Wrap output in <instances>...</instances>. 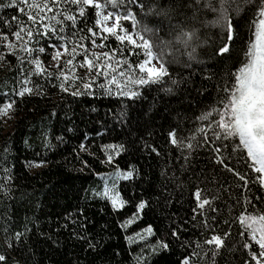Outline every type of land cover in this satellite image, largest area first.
<instances>
[{"label": "snow or ice", "instance_id": "snow-or-ice-1", "mask_svg": "<svg viewBox=\"0 0 264 264\" xmlns=\"http://www.w3.org/2000/svg\"><path fill=\"white\" fill-rule=\"evenodd\" d=\"M12 9L15 13L6 15ZM0 25V64H10L8 56L15 58L20 85L11 95L4 93L9 99L0 103V120L12 118L16 104L12 97L46 95L33 77L73 97L95 96L98 88L104 96L136 102L160 92L163 95L152 97L147 110L140 112L143 124L137 125L143 130L162 111L179 117L198 108L191 130L180 131L179 122L169 126L165 143L178 157L147 140L142 145L156 157L163 155L173 176L199 168L203 177L197 178L191 193L195 206L190 219L200 217L192 225L199 237L182 240L187 229L180 224L171 229L181 247L191 248L180 264H231L238 253L244 254L243 264H264V0H0ZM46 51L47 64L41 59ZM209 94L212 103L204 104ZM122 116L126 119L124 112ZM102 149L106 156L102 162L108 164L127 151L125 144L116 143ZM85 150L81 144L80 151ZM43 164L29 162L35 168ZM225 172L235 188L232 181L218 179L217 173ZM136 176L135 165L115 174L116 179L129 181ZM3 179L6 184L12 181L10 175ZM209 184L217 187L213 190ZM0 190L5 197L10 195L6 185ZM101 196L114 210L127 203L115 183ZM157 199L163 207L172 203L170 195ZM235 205H242V210L233 216ZM148 206L141 199L137 212L121 227L134 223ZM224 208L228 214L221 219ZM221 224L227 226L222 232L217 231ZM233 227L235 242L229 241ZM145 234L155 235L151 225L129 242L136 238L147 242ZM23 236L17 231L14 240L21 242ZM6 246L15 247L12 242ZM88 246L95 248L91 241ZM169 248V241L158 239L148 251L155 256ZM8 260L0 254V264ZM137 264L149 260L141 255Z\"/></svg>", "mask_w": 264, "mask_h": 264}, {"label": "trees", "instance_id": "trees-1", "mask_svg": "<svg viewBox=\"0 0 264 264\" xmlns=\"http://www.w3.org/2000/svg\"><path fill=\"white\" fill-rule=\"evenodd\" d=\"M14 13V9L7 10L6 15ZM41 59L48 63L47 51ZM7 60L11 63L0 64V103L9 99L4 93L11 95L20 86L16 60L11 56ZM33 80L44 86L46 95L12 97L16 99L12 118L0 120V185L10 189L8 197L0 190V254L9 256L8 264L15 261L19 264H137L141 255L148 258L149 264H180L191 248L181 247L171 236V229L177 224L187 229L182 240L199 237L198 228L192 225L198 224L200 217L195 222L190 219L195 206L191 193L199 182L197 178L203 177L199 168L173 176L165 157H156L142 145L147 140L178 157L173 146L165 143L169 126L179 122L180 131L191 130L199 109L182 112L179 117L168 110L162 111L143 130L137 125V121L143 124L140 112L147 110L152 97L162 96L160 92H152L149 99L136 102L104 96L98 88L95 96L73 97L40 77ZM212 95H206L203 103H212ZM141 104L143 109L139 108ZM126 105L131 106L125 109ZM111 143L125 144L127 151L108 164L102 162L106 160L102 146ZM81 144L86 146L85 151H80ZM30 161L44 164L36 169L29 166ZM171 163L173 168L177 167L174 161ZM133 165L137 176L132 181L102 179L114 171L130 170ZM7 175L12 181L6 184L3 178ZM217 177L222 182L232 181L235 188V181L228 173H217ZM113 183L127 201L121 209L114 210L110 201L101 196L105 187L111 188ZM207 186L213 190L217 187ZM158 195H170L172 203L163 207ZM222 198L228 199L226 194ZM141 199L147 200L149 206L134 223L121 227L137 212L136 205ZM241 210L242 205H235L232 215ZM227 214L228 209L224 208L221 219ZM184 220L189 223L183 224ZM149 225L155 235L145 234L147 242L139 238L129 242V237L135 238L136 233ZM226 227L221 224L217 231L222 232ZM17 231L24 233L21 242L14 240ZM232 232L229 241L235 242L238 239L235 227ZM158 239L169 241L170 248L152 256L148 246ZM89 241L95 248H89ZM7 242H12L14 249H8ZM243 256L236 254L231 264H243Z\"/></svg>", "mask_w": 264, "mask_h": 264}, {"label": "rangeland", "instance_id": "rangeland-1", "mask_svg": "<svg viewBox=\"0 0 264 264\" xmlns=\"http://www.w3.org/2000/svg\"><path fill=\"white\" fill-rule=\"evenodd\" d=\"M37 169V168H36ZM117 172L116 171H114L113 172V174H106V175H103L102 176V179L104 180V181H106V182H109L111 179H116V177H115V174H116ZM117 191V190H116Z\"/></svg>", "mask_w": 264, "mask_h": 264}]
</instances>
